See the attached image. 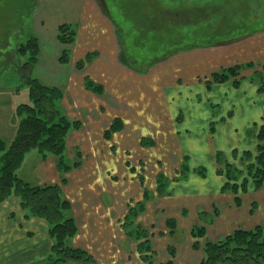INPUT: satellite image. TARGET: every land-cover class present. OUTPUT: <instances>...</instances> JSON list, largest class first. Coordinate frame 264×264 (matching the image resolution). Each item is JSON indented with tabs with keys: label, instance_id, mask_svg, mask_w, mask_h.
Segmentation results:
<instances>
[{
	"label": "crops",
	"instance_id": "crops-1",
	"mask_svg": "<svg viewBox=\"0 0 264 264\" xmlns=\"http://www.w3.org/2000/svg\"><path fill=\"white\" fill-rule=\"evenodd\" d=\"M84 1L75 11L81 28L77 41L71 44L76 58L73 62L90 50L98 55L82 69H70L68 62L62 77H54L53 82L39 74L42 81L63 86L59 103L64 113L80 118V127L66 135L64 151L67 162L79 160V164L62 173L55 155L43 156L32 149L16 173L36 185L59 183L65 177L62 195L70 202L68 215L77 226L68 243L87 251L99 264H143L134 238L123 225L129 207L135 204L143 205L134 222L149 233L153 256L157 254L153 261H166L167 247L174 244L173 264H185L183 255L199 264L202 253L192 247L190 228L201 222L200 212L210 214L204 223L210 240L221 239L238 228L264 224V185L239 192L240 203L236 205L235 194L221 190L223 180L216 173L218 151H236L239 146L245 149L243 145L253 140L254 129L264 122V91L257 90L255 80L244 77L231 90L220 92L219 82H210L203 95L200 87L204 86H199L197 100L195 91L181 90L182 83L175 84L180 80L178 71L186 74L190 70L187 64L194 63L198 67L194 73L204 72L199 76L208 80L220 65L255 62L257 58L248 53L256 49L264 53V45L255 39L254 45H245L243 54L234 48L220 52L212 47L202 50L199 59L197 54L194 60L169 58L166 65L153 67L148 73L138 72L121 63L114 30L108 31L103 16L95 20V6L91 5L94 12L86 13ZM99 22L105 27V35L96 30ZM84 77L99 84L102 91L87 89ZM174 77L177 80L173 83ZM15 107L13 104L8 107L11 112L0 114L6 126H2L0 138L6 143L16 131ZM114 118L120 119L122 127L106 136L104 132ZM210 124L213 133L208 130ZM204 164L210 166L208 171ZM200 166L205 168L204 176L197 173ZM26 212L14 194L0 201V264H32L49 253L52 239L47 221ZM168 217L176 223L172 234L166 227Z\"/></svg>",
	"mask_w": 264,
	"mask_h": 264
},
{
	"label": "rangeland",
	"instance_id": "rangeland-1",
	"mask_svg": "<svg viewBox=\"0 0 264 264\" xmlns=\"http://www.w3.org/2000/svg\"><path fill=\"white\" fill-rule=\"evenodd\" d=\"M80 1L0 0V114L11 112L9 108L13 104L30 102L28 85L23 79L27 74L37 78L40 74L41 78L50 79L53 82L54 77L58 76V79L62 77L68 62L70 69L71 66L76 69L77 61L73 62L76 59L75 51H72V43L68 41L70 38L68 35L72 27L76 39L81 28L80 23L76 21V12ZM91 5L95 6V9L97 8L98 13H100H93L95 20H98L96 16H103L108 23L106 24L108 31L112 33L114 30L119 43L120 54H118V58L121 63L127 64L129 68L138 72L148 73L153 67L166 65L169 58L179 59L180 56H186L192 58L190 60H194L195 54H197L196 58L199 59L202 50L212 47H218L220 52L234 48L236 52L239 51L243 54L247 48L245 45L254 42L255 39H260L261 44L264 45V0H85L84 9L86 13L94 12ZM17 12L20 13L19 16H17ZM95 26L99 34L105 35L103 32L105 27L102 22ZM62 27H65L63 31ZM29 34L37 38L38 55L36 64L31 67V72L28 73V68L20 71V65L28 60L29 53L17 54L15 47L24 43ZM64 50H66V58L60 60V55ZM87 53H90L91 57L98 55L95 50H90ZM248 54L257 58L253 62L255 65L250 67L242 63L239 75L219 82L220 92L231 90V86H233L231 81L236 78L241 76H243L242 78H250L256 75L253 73L255 70L261 71L264 62L263 51L256 49ZM187 66L190 70L184 74L177 65H173V68L180 70L178 71V78L172 79L173 83L180 79L175 84L182 83V86H179L181 90L192 89V92L195 91L194 94L199 86H204L200 88L205 95L206 91L210 89L209 87L206 88V85L211 87L210 81L208 82L209 79L205 80L204 76H199L205 74L204 72L201 74L194 73V70L198 69L194 63L187 64ZM220 66L215 71L228 67L227 64ZM200 70L203 69L198 71L200 72ZM56 71L59 73L55 74ZM156 72L160 73L161 71L157 70ZM261 72L264 74V71ZM180 74L182 75L181 78H179ZM195 74L198 75L194 76ZM249 78L248 80L251 79ZM45 79L44 81L39 80L45 85L56 86L53 83L45 82ZM255 80L259 81V79ZM259 83L262 84L263 82L259 81ZM56 87L63 92L62 85ZM198 95L196 93L195 98L197 100H199ZM192 98L193 95L187 98V104ZM4 99H8V102ZM57 103L60 111L65 114L63 106L60 105L59 101ZM180 116L183 118L184 115L180 114ZM69 119H79L78 121H80V118L69 117ZM4 120L5 117L3 120L0 119V131L5 125ZM5 128L6 126H4ZM208 130L211 133L214 132L209 128ZM255 135L256 129L253 132L252 142L243 145L245 149H241L239 146L234 154H232V150L224 153L221 150L218 151L220 159H226L233 164L237 172H232V175L236 176L237 182L240 183L243 178H247L248 189L253 188V183L246 171V165L251 161L249 159L242 160L241 154L243 151H250L252 157L256 154L257 140ZM251 159L253 162V158ZM204 167L208 171L210 166L204 164ZM219 179L225 180L223 175ZM64 213L68 216V211ZM134 225L135 222L131 227ZM169 245L174 247V244ZM193 254L195 255V253ZM155 256L157 254L153 257ZM183 259L185 264H193L194 262L192 257L187 259L183 255ZM154 263L159 262L154 261Z\"/></svg>",
	"mask_w": 264,
	"mask_h": 264
},
{
	"label": "trees",
	"instance_id": "trees-1",
	"mask_svg": "<svg viewBox=\"0 0 264 264\" xmlns=\"http://www.w3.org/2000/svg\"><path fill=\"white\" fill-rule=\"evenodd\" d=\"M19 14L17 12V16ZM64 28H61L62 31ZM68 36L70 37L68 41L73 43L75 31L72 27ZM15 48L17 54L29 53L28 60L19 68L20 71L28 68V73L31 72V67H34L37 62V38L29 34L25 42L20 43ZM64 57L66 58V50L62 51L60 60L65 59ZM92 58L90 53H87L82 59L77 60L76 68H84ZM244 65L253 67L255 63L247 62ZM241 68L242 64H234L222 68L220 71H214L210 74L208 82L226 81L229 77L239 75ZM261 68V71H264V64ZM261 71L255 70L253 73L256 75L250 78L252 80L259 79L263 82L260 84L259 81L255 80L258 85L257 90L263 92L264 74ZM242 77L231 81L232 85L237 87ZM23 79L28 85L30 102L16 105L14 114L18 117V121L16 131L9 143L0 138V201L14 194L18 196L21 207L27 211L26 215L38 216L47 221L48 233L52 239L49 253L45 258L32 264H99L87 251L68 243V240L76 233L77 226L74 218L64 213L70 208L69 200L62 197V185L65 183V177L62 176L59 183L36 185L21 179L16 173L25 154L32 149H36L43 156L47 153L55 155L57 167L62 173L79 164V160L67 162L64 157L66 135L69 130L79 128L80 121L70 120L58 108L57 102L63 96L62 90L56 86L45 85L39 78L31 77L30 74H27ZM84 85L92 91L98 93L102 91V87L92 82L88 77L84 78ZM121 127L120 119L114 118L104 133L108 136L110 132ZM209 129L214 131L213 124ZM255 137L257 140L256 154L252 157L250 151H243L241 159L251 161L247 163L246 171L253 183V188L257 189L263 186L264 182V122L257 127ZM234 153L235 150H232V154ZM251 158H253V162ZM216 162L220 164L216 173L223 175L225 179L221 185V190L232 191L235 194L234 203L239 205L238 193L248 190L247 178H243L240 183L237 182L236 176L232 175V172H237L233 164L220 159L218 153L216 154ZM182 168L185 169L186 166L182 165ZM196 170L198 174L205 175L203 166ZM142 208L143 205L141 204L129 207L123 225L128 234L134 238L135 249L142 263L156 264L152 259L153 249L148 238L149 233L139 226L131 227L136 215ZM209 215L206 212H200L199 220L201 222L192 225L190 228L193 249H201L202 257L199 264H264V224H258L248 229L238 228L221 239L210 240L206 238L204 224L210 220ZM166 227L170 234L174 233L176 229L175 220L168 217ZM167 252L169 258L157 264H173L172 258L175 255V248L168 245Z\"/></svg>",
	"mask_w": 264,
	"mask_h": 264
}]
</instances>
